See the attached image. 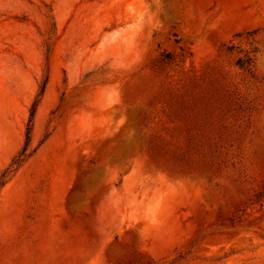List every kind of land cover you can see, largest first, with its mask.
Returning <instances> with one entry per match:
<instances>
[{
  "label": "rangeland",
  "instance_id": "1",
  "mask_svg": "<svg viewBox=\"0 0 264 264\" xmlns=\"http://www.w3.org/2000/svg\"><path fill=\"white\" fill-rule=\"evenodd\" d=\"M0 264H264V0H0Z\"/></svg>",
  "mask_w": 264,
  "mask_h": 264
},
{
  "label": "trees",
  "instance_id": "2",
  "mask_svg": "<svg viewBox=\"0 0 264 264\" xmlns=\"http://www.w3.org/2000/svg\"><path fill=\"white\" fill-rule=\"evenodd\" d=\"M252 63V60L250 58H246V59H239L237 61V65L241 68V69H245V68H248ZM35 112L36 110L33 109V112L31 114V117H33L35 115ZM32 120H30V123H31ZM30 135H31V128L29 127L28 128V131H27V141H30ZM29 144L26 145L25 149L23 150L22 154H20L16 159H14L13 161V165L15 166H19L22 162H23V157L27 151V147H28ZM7 172H5L4 174H6Z\"/></svg>",
  "mask_w": 264,
  "mask_h": 264
}]
</instances>
